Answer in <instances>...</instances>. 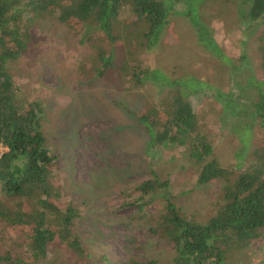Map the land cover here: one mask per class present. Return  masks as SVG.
Returning a JSON list of instances; mask_svg holds the SVG:
<instances>
[{"label": "rangeland", "instance_id": "1", "mask_svg": "<svg viewBox=\"0 0 264 264\" xmlns=\"http://www.w3.org/2000/svg\"><path fill=\"white\" fill-rule=\"evenodd\" d=\"M205 2L201 19L231 58L230 64L205 49L194 27L176 15L150 49H140L138 38L131 50L122 42L129 40H118L113 64L104 76L94 77L89 71L90 60L95 63V58L88 38L101 34L77 31L55 16H46L35 23L38 39L9 68L29 97L44 103L43 131L50 152L57 156L56 180L62 201L80 210L73 230L89 256L88 264H172L173 246L152 230L164 200H155L142 212L133 204L139 196L136 186L151 179L152 172L169 180L173 202L200 221L211 216L216 199L228 184L217 179L196 186L197 168L182 150L149 148L150 137L137 116L160 108L173 87L166 80L139 88L123 87L120 67L128 51L169 80L184 78L193 85L184 88L187 98L199 126L213 133L216 156L231 169V182L246 169L251 151L264 142V128L249 126L251 119L244 113L258 91L264 92L259 50L264 25L244 24L231 0ZM120 17L133 20L129 9L123 8ZM122 33L124 36L127 29ZM137 36L135 30L127 38ZM196 86L202 89L193 88ZM213 89L226 94L225 100L234 99L238 113L225 109ZM27 242L25 234L5 230L0 224V255L8 252L19 264L72 263L61 248L31 261ZM247 252L252 262L264 264V229ZM0 264L7 263L0 260Z\"/></svg>", "mask_w": 264, "mask_h": 264}, {"label": "trees", "instance_id": "2", "mask_svg": "<svg viewBox=\"0 0 264 264\" xmlns=\"http://www.w3.org/2000/svg\"><path fill=\"white\" fill-rule=\"evenodd\" d=\"M205 0H0V224L5 230L28 237L31 261L61 248L71 264H88L89 256L73 230L80 210L61 198L55 176L57 156L50 152L43 131L44 103L31 99L14 79L10 66L29 51L39 36L35 23L55 16L72 29L93 30L89 37L92 56L89 71L102 77L113 64L114 47L120 40L134 49H150L160 40L172 17L183 16L196 30L198 42L217 59L232 61L215 41L211 29L201 19ZM244 24L264 25V0H231ZM206 3V2H205ZM181 8H178V7ZM129 9L133 20L121 18ZM127 29V33L122 31ZM137 30L139 36H127ZM126 35V36H125ZM124 37V38H122ZM264 68V34L259 46ZM133 51V50H132ZM120 67L119 83L139 88L149 82L166 80L173 89L160 108H150L137 116L149 137L150 147L182 150L197 168L196 186L223 179L228 184L214 203L211 216L200 221L188 216L172 200L169 180L153 177L136 186L139 195L133 204L138 212L162 198V211L152 230L174 249L172 264H255L249 255L250 243L264 229V142L251 151L246 169L231 182L232 171L216 156L214 136L199 126L196 112L187 98L188 79L169 80L160 70L150 69L128 51ZM191 81V80H190ZM197 81V80H196ZM194 82V81H193ZM198 82V81H197ZM201 82V81H200ZM196 90L202 88L193 87ZM225 109L238 113L226 94L213 89ZM236 101V100H235ZM163 113V115H162ZM246 113L250 125L264 128V92ZM7 264H19L7 252L0 255Z\"/></svg>", "mask_w": 264, "mask_h": 264}]
</instances>
